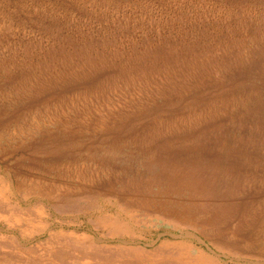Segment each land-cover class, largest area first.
<instances>
[{
    "label": "rangeland",
    "instance_id": "rangeland-1",
    "mask_svg": "<svg viewBox=\"0 0 264 264\" xmlns=\"http://www.w3.org/2000/svg\"><path fill=\"white\" fill-rule=\"evenodd\" d=\"M0 264H264V0H0Z\"/></svg>",
    "mask_w": 264,
    "mask_h": 264
}]
</instances>
